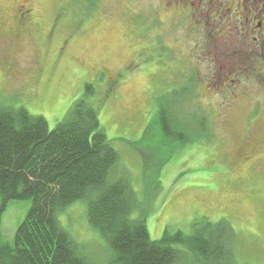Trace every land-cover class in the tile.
I'll list each match as a JSON object with an SVG mask.
<instances>
[{
  "label": "rangeland",
  "instance_id": "374dc122",
  "mask_svg": "<svg viewBox=\"0 0 264 264\" xmlns=\"http://www.w3.org/2000/svg\"><path fill=\"white\" fill-rule=\"evenodd\" d=\"M22 5L0 0V105L43 117L51 131L90 85L85 101L118 154L108 182L128 183L131 218L144 217L150 239L165 231L190 235L202 219H224L236 233L238 264H264V86L245 76L234 85L223 73L238 67L249 73L250 64L230 51L227 31H212L213 23L201 33L189 30L177 23L172 0H30L33 25L10 42L5 33ZM7 61L15 65L11 74L2 66ZM104 67L112 78L120 75L114 90ZM181 94L182 115L208 120L211 140L164 141L158 100ZM30 207V201L7 205L5 242L12 243ZM57 219L92 264L109 257L87 223L84 201Z\"/></svg>",
  "mask_w": 264,
  "mask_h": 264
},
{
  "label": "trees",
  "instance_id": "16d2710c",
  "mask_svg": "<svg viewBox=\"0 0 264 264\" xmlns=\"http://www.w3.org/2000/svg\"><path fill=\"white\" fill-rule=\"evenodd\" d=\"M92 94L86 85L83 98L51 131L43 117L0 105V226L10 202H31L12 243L0 231V264H92L57 219L78 201L87 204V223L107 245L103 264H238L236 233L224 219H202L190 235L165 231L152 241L144 217L131 218L128 183L108 182L118 154L85 101ZM184 96L158 100L164 141L211 140L208 120L182 115L176 102Z\"/></svg>",
  "mask_w": 264,
  "mask_h": 264
},
{
  "label": "flooded vegetation",
  "instance_id": "af4514ba",
  "mask_svg": "<svg viewBox=\"0 0 264 264\" xmlns=\"http://www.w3.org/2000/svg\"><path fill=\"white\" fill-rule=\"evenodd\" d=\"M24 2L26 5L21 6L23 8L22 14L14 19L11 23L12 27L6 30L5 36L10 42H13L22 30L33 25L30 0H24ZM172 3L175 5L173 10L180 18L177 19V23L181 21L188 24L189 30L191 27L193 31L201 33L204 29L208 30L207 27L213 23L211 25L212 31H215L216 28H219L220 32L227 31L225 35L227 39L221 35V41L226 39L225 43L229 44L230 51H239V57L241 54L244 55L246 62L249 61L248 63H250L246 65V70L249 73H243L240 67L223 71L228 76L235 78L230 80L231 83L234 85L240 83L239 79L245 76L246 78L253 77V79L247 80L257 81L264 86V74L259 73L264 72V0H180V2L172 0ZM204 19L206 24L199 22ZM242 60L245 62L243 58ZM239 63L241 64V60ZM2 66L8 70V74H11L15 67L11 61L3 63ZM229 66L233 67V64H229ZM220 67L223 70L225 68L224 65H220ZM101 71L108 86L114 90L120 83V75L112 78L105 67ZM257 76L259 77L256 78ZM249 115L251 114H246V118ZM240 156L243 159L247 155L240 154Z\"/></svg>",
  "mask_w": 264,
  "mask_h": 264
}]
</instances>
